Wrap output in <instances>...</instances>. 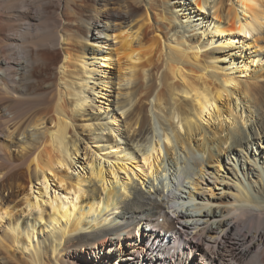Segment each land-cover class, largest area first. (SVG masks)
<instances>
[{"label":"bare ground","instance_id":"bare-ground-1","mask_svg":"<svg viewBox=\"0 0 264 264\" xmlns=\"http://www.w3.org/2000/svg\"><path fill=\"white\" fill-rule=\"evenodd\" d=\"M0 264H264V0H0Z\"/></svg>","mask_w":264,"mask_h":264},{"label":"rangeland","instance_id":"rangeland-1","mask_svg":"<svg viewBox=\"0 0 264 264\" xmlns=\"http://www.w3.org/2000/svg\"><path fill=\"white\" fill-rule=\"evenodd\" d=\"M245 50V49H244ZM103 92H105V91H103ZM102 92V93H103ZM107 96H103V97H101L100 95H98L99 96V98L97 99L99 102H97L99 105H101V107H103V108H109V104L111 103V101H112V99H113V96H112V94L110 93V92H108L107 91V93H105ZM109 95V96H108ZM97 96V95H96ZM108 97V98H107ZM111 97V98H110ZM105 98H107V100L105 99ZM110 101H109V100ZM96 100V101H97ZM108 103V104H107ZM105 104V105H104ZM107 105V106H106ZM111 107V106H110ZM78 171H79V169H77ZM222 188H224V186H221V185H217L216 186V188L214 189V192L215 193H217L218 195H219V193L221 192V190L220 189H222ZM219 193H218V192Z\"/></svg>","mask_w":264,"mask_h":264},{"label":"snow or ice","instance_id":"snow-or-ice-1","mask_svg":"<svg viewBox=\"0 0 264 264\" xmlns=\"http://www.w3.org/2000/svg\"><path fill=\"white\" fill-rule=\"evenodd\" d=\"M145 162H147V161H145Z\"/></svg>","mask_w":264,"mask_h":264}]
</instances>
